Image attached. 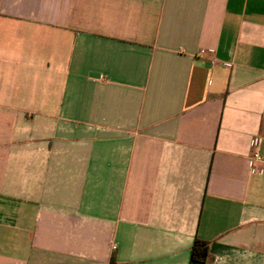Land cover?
I'll return each instance as SVG.
<instances>
[{
	"label": "crops",
	"instance_id": "obj_1",
	"mask_svg": "<svg viewBox=\"0 0 264 264\" xmlns=\"http://www.w3.org/2000/svg\"><path fill=\"white\" fill-rule=\"evenodd\" d=\"M0 264H264V0H0Z\"/></svg>",
	"mask_w": 264,
	"mask_h": 264
},
{
	"label": "trees",
	"instance_id": "obj_2",
	"mask_svg": "<svg viewBox=\"0 0 264 264\" xmlns=\"http://www.w3.org/2000/svg\"><path fill=\"white\" fill-rule=\"evenodd\" d=\"M209 257L208 243L199 239H196L192 247L191 259L194 262H205Z\"/></svg>",
	"mask_w": 264,
	"mask_h": 264
},
{
	"label": "built area",
	"instance_id": "obj_3",
	"mask_svg": "<svg viewBox=\"0 0 264 264\" xmlns=\"http://www.w3.org/2000/svg\"><path fill=\"white\" fill-rule=\"evenodd\" d=\"M202 53H203V51H202ZM253 158H254V161H255V162H261V158H260V155H259L258 153H254ZM252 172H253V173H259V174H262L263 171H262V170H261V171H258V170H256V169H254Z\"/></svg>",
	"mask_w": 264,
	"mask_h": 264
}]
</instances>
